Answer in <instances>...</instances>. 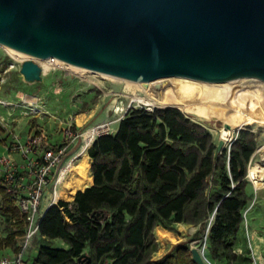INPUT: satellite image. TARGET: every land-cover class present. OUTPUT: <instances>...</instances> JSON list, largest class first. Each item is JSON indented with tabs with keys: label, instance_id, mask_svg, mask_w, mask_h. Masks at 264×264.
Listing matches in <instances>:
<instances>
[{
	"label": "trees",
	"instance_id": "trees-1",
	"mask_svg": "<svg viewBox=\"0 0 264 264\" xmlns=\"http://www.w3.org/2000/svg\"><path fill=\"white\" fill-rule=\"evenodd\" d=\"M257 138L242 130L230 151L216 158L211 132L181 110L131 108L117 131L98 136L89 150L93 185L48 209L41 221L39 236L66 248L41 245L32 264H79L85 252L90 264H195L188 242L154 261L155 231L200 226L199 238L216 210L209 254L218 262L237 261L234 243L251 200L247 176ZM0 195L4 215L19 216L1 188ZM24 233L21 228L0 238V249L14 248Z\"/></svg>",
	"mask_w": 264,
	"mask_h": 264
},
{
	"label": "water",
	"instance_id": "water-1",
	"mask_svg": "<svg viewBox=\"0 0 264 264\" xmlns=\"http://www.w3.org/2000/svg\"><path fill=\"white\" fill-rule=\"evenodd\" d=\"M0 46L30 57L28 84L43 81L45 59L139 83L264 81V0H0ZM191 255L207 264L198 247Z\"/></svg>",
	"mask_w": 264,
	"mask_h": 264
},
{
	"label": "rangeland",
	"instance_id": "rangeland-1",
	"mask_svg": "<svg viewBox=\"0 0 264 264\" xmlns=\"http://www.w3.org/2000/svg\"><path fill=\"white\" fill-rule=\"evenodd\" d=\"M17 57L18 55L13 56L0 47V102H7V106L0 104V141L2 143L9 139L12 141L15 135L22 136L42 132L44 138L49 139L51 144H59L64 138L65 128L70 123L75 124L83 134L99 125L106 126L100 130L101 133L103 131L111 132L115 123L124 115L131 99L133 100L130 91L126 89L127 82L125 80H114V78L98 73L90 75L81 70L72 69L70 65H65L67 69L59 67L50 72L47 70L45 71L47 73L43 75L42 82L28 84L20 74L21 63L18 62ZM171 82L169 83L173 84ZM236 82L234 85L240 83ZM138 94L142 96L145 95V92L138 90ZM149 94H147L148 97ZM239 95L240 93L236 98ZM33 107L41 111L36 115L31 111ZM215 108L214 111L217 112L218 110ZM186 115L205 126L218 144V129L223 125L221 120L203 122L205 119L196 120L193 116ZM242 128L258 135L257 149L249 164L250 171L251 165L261 161L260 157H264V149H261L264 147V117L260 120L259 125L245 124L239 129ZM239 129L233 131L232 139L237 136ZM43 130L47 133H44ZM229 142L227 143L229 144ZM82 143L83 139L79 141L72 155L78 151ZM89 150L87 151L88 169H85V173L78 176L72 175L65 181L73 190L84 189L92 183ZM2 152L3 150L0 148V159L3 156ZM79 180L80 182H78ZM65 189H67L65 192V196H67L70 189ZM247 189L251 200L243 213L244 221L234 243L238 260L234 262L213 260L209 254L207 239V258L212 264H254L255 256H258L261 263L264 264V185L256 192L253 183L249 180ZM4 204H7L5 200ZM9 207L16 209L10 201ZM13 219L11 218L9 221L10 233L19 232L21 228H24L20 215ZM208 225L207 221L204 232L199 238L196 237V233L199 231L195 232L196 227H174V231L159 229L156 231L159 251L154 255L153 260H163L166 255L174 251L176 246L185 242L189 243L190 248H201L205 242ZM18 237L16 238L18 242L14 245L15 249L19 245L21 247L22 244V235ZM36 244L40 245L41 242L35 240L31 246ZM52 245L62 246L60 242H53ZM28 250L30 251V247L26 252Z\"/></svg>",
	"mask_w": 264,
	"mask_h": 264
},
{
	"label": "bare ground",
	"instance_id": "bare-ground-1",
	"mask_svg": "<svg viewBox=\"0 0 264 264\" xmlns=\"http://www.w3.org/2000/svg\"><path fill=\"white\" fill-rule=\"evenodd\" d=\"M4 49L13 56L18 55L17 59L19 62L30 59L27 55L15 50ZM36 62L43 68L44 75L47 73L45 72L47 70L50 72L59 67L67 69L65 65H70L72 69L81 70L90 75L97 74L96 72L76 67L60 60L53 62L52 59H45L36 60ZM105 76L114 78V80H125L110 75ZM125 81L127 82L126 89L133 96H131L133 98L132 101L137 102L138 105L150 109L177 108L183 113L191 115V117L193 116L196 120L205 119L203 122L221 120L223 125L218 129L219 140H224L225 142L232 140V134H234L233 131L235 129H239L245 124L255 123L259 125L260 120L264 117V81L262 80L243 78L225 83H209L185 78H171L161 82L148 83H139L131 80ZM170 81H172L173 87L169 86ZM236 81L240 83L234 85ZM138 90H143L145 95H139ZM238 93L240 95L236 98ZM147 94H149V97ZM213 106L220 113L218 111L215 112ZM103 127L102 125L96 126L83 134V143L65 166L63 173L68 172L67 179L72 175H83L85 169H88L87 151L93 146V142ZM261 149H264V147ZM260 159L261 161L254 162L251 165L249 171V178L256 192L264 185V157H260ZM63 186L64 188L71 189L66 182H64ZM212 217L209 220V224L213 221Z\"/></svg>",
	"mask_w": 264,
	"mask_h": 264
},
{
	"label": "built area",
	"instance_id": "built-area-1",
	"mask_svg": "<svg viewBox=\"0 0 264 264\" xmlns=\"http://www.w3.org/2000/svg\"><path fill=\"white\" fill-rule=\"evenodd\" d=\"M55 60L52 59L53 62ZM0 104L7 106V102H0ZM131 108H144L148 111L155 110V108L150 109L138 105L137 102L131 99L124 115ZM31 111L37 115L41 110L33 107ZM105 127L104 125L103 129ZM99 134H101V131ZM82 139L83 133H80L77 126L73 123L67 125L64 130V138L59 144H51L44 136H38L36 134L28 136L26 140H23L20 135L13 137L7 148V152L18 154L20 160L14 159L8 154L1 157L0 188L5 191L7 199L18 210L24 224L25 233L21 237V249L15 258L12 260H2L1 264H21L23 262L27 249L31 247L39 235L40 224L45 213L48 209L59 205L63 201L62 188L68 176V172H63L65 166L73 156L71 151L75 149ZM236 139L237 136L229 142L227 145L228 151H230L231 145ZM207 239L208 230L204 242L206 245L204 246L203 244L199 249L207 264H212L207 258ZM254 264H262L261 259L258 260V256L254 257Z\"/></svg>",
	"mask_w": 264,
	"mask_h": 264
},
{
	"label": "crops",
	"instance_id": "crops-1",
	"mask_svg": "<svg viewBox=\"0 0 264 264\" xmlns=\"http://www.w3.org/2000/svg\"><path fill=\"white\" fill-rule=\"evenodd\" d=\"M122 118V117H121ZM121 120V119H120ZM118 120L112 131L111 132H103L101 134H104V133H115L117 131V128H118V124H119V121ZM44 133H47L45 132V130H43ZM34 134V133H33ZM33 134H26V135H20L22 137L23 140H26V138H28V136L30 135H33ZM36 134V132H35ZM101 134H99L98 136H100ZM97 139V138H96ZM49 140V139H48ZM11 143V139L7 140L6 142L2 143L0 141V148L1 150H3L2 152V155H5V154H8L10 155L12 158L14 159H18L20 160V156L16 153H13V152H7V148L9 147ZM74 150L71 151V154H73ZM215 156H216V153H215ZM217 158V157H216ZM91 166H92V160H91ZM91 180H92V183L90 184V186L93 185V177L91 176ZM90 186H87L86 188L90 187ZM86 188L84 189H79V190H73L72 188L68 191L69 193L67 194V196H65V192L67 189H65L64 187L62 188V191H63V201L65 202H72L75 198V195L74 193H76L77 191H84ZM248 191V189H247ZM4 200L5 198L0 195V238H5L7 237L9 234H10V224H9V217L7 215H4V213L2 212V209L4 208L5 204H4ZM182 226H187V227H196V231L197 232L199 229H200V226H192V225H185V224H176L175 225V228L177 227H182ZM159 229H163L162 227H158L156 229V231H158ZM156 231H155V234H156ZM37 241H40L41 244L40 245H33L30 247V251L28 250V252H26V254L24 255V259H23V264H32L34 259L36 258V256L38 255V252H39V248L41 245H50V246H54V247H65L66 248V245L64 244L63 241L61 240H47V239H44L43 237H40L39 235L36 237ZM18 242V240L16 239V243ZM53 242H60L62 246H55V245H52ZM50 243V244H48ZM20 246V245H19ZM18 246V248H20ZM17 248V249H18ZM20 251V249H19ZM17 250L14 248H3V249H0V259L1 261L2 260H12L15 258L16 254H17ZM154 257V256H153ZM160 261V260H159ZM21 263V264H22Z\"/></svg>",
	"mask_w": 264,
	"mask_h": 264
}]
</instances>
